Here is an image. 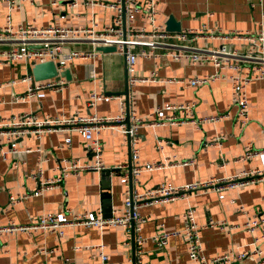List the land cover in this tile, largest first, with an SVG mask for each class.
<instances>
[{"label": "crops", "instance_id": "0c3cea01", "mask_svg": "<svg viewBox=\"0 0 264 264\" xmlns=\"http://www.w3.org/2000/svg\"><path fill=\"white\" fill-rule=\"evenodd\" d=\"M80 0L77 8L69 7V0H33L21 2L16 8L0 0V30L9 23L14 26L31 25L37 28L58 26L65 28H85L96 24L103 28L112 21L113 11L109 8L86 4ZM99 1V0H96ZM158 22L167 26L170 16L180 23L181 29L200 28L202 25L220 28L225 31L239 30L257 34L264 14V1L260 0H157ZM61 16H65L62 18ZM9 21V22H8ZM150 29V23L140 15L135 22ZM203 43H201L202 45ZM219 46L220 42H213ZM239 44L238 47H241ZM65 49L90 50V43L71 41ZM0 45V50L4 49ZM95 68L96 77H90L89 69ZM30 64L15 62L0 63V117H10L23 113H35L43 119L47 116H73L79 113L88 116L96 113L100 117H113L121 112L125 104L128 112L129 100L124 96L128 84L125 57L119 52H99L93 60H75L70 69L72 81L61 92L47 91L42 99L31 98L15 101L14 97L26 94L33 80L29 76ZM158 71V82L138 83L134 90L137 95L135 110L139 117L150 122H158L157 108L167 104L195 103V118L229 114V119L218 123L200 126L192 124L145 126L140 129V154L142 164L155 162L163 166L154 171H145L135 191H145L163 184L184 185L192 182H205L211 178H225L264 169V154L251 160H242L247 145L264 150V128L261 125L264 115V88L255 81L248 87L251 122L243 126L237 122V110L231 105V83L221 80L209 85L191 87L188 84L168 83L166 79L193 78L215 72L211 64L204 66L188 62H175L162 59H139L136 74L150 77ZM106 93L115 98L101 100L95 108L87 106L91 94ZM132 108V104H131ZM181 114L176 111H163L162 117ZM100 139L104 147L103 161L111 172V189H104L106 181L101 172L86 171L79 176L65 180L63 187L43 192L13 204L11 197H21L36 190L39 168L43 177H53L54 166L60 158H78L86 164L93 162L87 143L77 132H51L41 138L31 135L18 142V153L4 158L0 152V227L14 221L25 224L45 213L63 214L67 209L75 214L96 213L100 209L104 217V196L112 199L113 216L124 212L125 192L130 185L121 182L124 170L120 167L130 162V146L121 133L114 129L101 131ZM221 144L212 146L217 138ZM67 138L71 139L67 145ZM160 140H167L163 149ZM210 145V146H207ZM193 161L194 164L182 165ZM193 206L197 210L199 224L209 219L225 221L227 224L242 225L256 215H264V182L238 186L220 192L207 190L192 194L188 200H178L166 204L143 207L140 212L150 220L144 225L142 235L152 236L161 231H182L183 216ZM112 218V217H111ZM261 235L260 230L249 234L243 229L221 230L211 228L201 233L204 254L216 257L226 252L249 249L254 239ZM98 245L114 264H132L136 249L133 236L125 228L115 226L100 230L96 227H68L63 238L56 234L37 232L0 233V264H99L101 262ZM264 255V241L260 243ZM145 264H193L186 243L182 237H171L167 245L157 248L148 242L144 248ZM259 258L236 261L232 264H258Z\"/></svg>", "mask_w": 264, "mask_h": 264}, {"label": "built area", "instance_id": "2783aa9c", "mask_svg": "<svg viewBox=\"0 0 264 264\" xmlns=\"http://www.w3.org/2000/svg\"><path fill=\"white\" fill-rule=\"evenodd\" d=\"M8 3L11 9L23 2L33 0H3ZM57 4L59 0H51ZM261 2L264 0H260ZM80 0H69L70 8H77ZM87 5L109 8L113 11L112 21L103 28H98L94 23L85 28H65L49 26L37 28L31 25L14 27L10 23L0 30V45L5 48L0 50V63L12 64L25 62L32 67L35 64L48 61L54 62L58 71H63L75 60H93L97 58L100 51L99 46H115L117 52L126 59L129 87V106L126 112L125 104L121 105L120 114L113 117H100L96 113L88 116H81L76 113L73 116H61L39 118L35 113H23L10 117H0V152L4 158L8 155L18 153V142L26 136H37L41 138L44 134L51 132H77L82 135L87 143L89 154L93 158L90 164L75 158H60L54 166V176L43 177L41 168L32 175L37 178L36 190L21 197H11L13 204L23 200L39 196L43 192L60 189L63 183L71 176H79L82 172L98 171L106 169L103 161L104 147L100 139L102 130H117L130 146V164L120 167L124 170L121 182L130 185L125 192L124 212L121 216L115 215L106 219L101 209L96 213L75 214L67 209L63 214L45 213L38 215L25 224L14 221L0 227V233H26L51 232L59 238L65 235L68 227L83 226L86 228L96 227L100 230L105 228L121 226L134 235L136 249L135 260L132 264H145L143 256L144 248L148 242L153 243L157 248L167 245L171 237H182L186 243L190 260L193 264H232L236 261L259 258L258 264H264L263 251L260 243L264 241V215H256L249 218L242 225L227 224L225 221L209 219L204 224H199L196 219L197 210L190 206L184 216V229L182 231H165L152 236L142 235L144 225L150 220L141 214L143 207L166 204L178 200H188L192 194L207 190L217 192L264 182V169L252 170L249 173L240 174L225 178H211L208 181H196L184 185L163 184L145 191H135V185L140 184V177L145 171H154L162 168L160 164L149 162L142 164L140 154L141 136L140 129L145 126H166L192 124L200 126L207 123H218L229 119V114H217L195 118V103L167 104L157 108L155 113L159 116L158 122H150L148 119L139 117L135 105L137 95L135 86L138 83L158 82V71L155 69L150 77H140L136 74V66L139 59L153 60L158 63L162 59H171L175 62H188L198 66L211 64L215 72L210 75L197 76L193 78L166 79L168 83L188 84L191 87L209 85L221 80H228L231 83V105L237 110V122L243 126L251 122L250 102L248 87L255 81L262 83L264 88V14L260 22L261 30L255 34L239 30L225 31L220 28L202 25L200 28H189L178 32L168 31L165 26L158 22L157 0H87ZM142 15L150 23V29L142 25H135L138 17ZM65 18V16H61ZM9 22V21H8ZM79 41L90 43L93 48L90 50L65 49L67 42ZM220 42L215 46L213 42ZM201 43H203L201 45ZM242 44L241 47H238ZM90 77L94 79L95 68L89 69ZM25 81L33 80L28 76ZM68 82L64 78L50 79L30 84L26 94L17 95L15 101L26 99H42L47 91L61 92L67 88ZM115 98L113 95L98 93L94 91L87 103L89 109L95 108L101 100ZM132 104V108H131ZM163 111H178L181 117L163 118ZM261 125L264 128V115ZM221 137L210 145L221 144ZM67 145L71 139L67 138ZM169 143L167 140H160L159 147ZM207 145V146H210ZM264 154V150H257L250 144L245 147L242 160L248 161ZM194 164L193 161L183 162L182 165ZM218 228L230 232L243 229L249 234L260 230L261 235L254 239L253 247L234 253L226 252L216 257H207L204 254L201 240V233L204 230ZM101 262L99 264H114L104 252V246L98 245L97 249ZM65 264H73L69 261Z\"/></svg>", "mask_w": 264, "mask_h": 264}, {"label": "water", "instance_id": "95a60500", "mask_svg": "<svg viewBox=\"0 0 264 264\" xmlns=\"http://www.w3.org/2000/svg\"><path fill=\"white\" fill-rule=\"evenodd\" d=\"M166 29L168 31L178 32L181 30V25L179 22L176 21V19L173 16H170L169 20L167 21ZM97 51L103 53H114L117 52V48L115 46H99L97 47ZM57 66L58 65H56L52 61L35 64L29 68L28 70L29 76L33 78V83L55 79V78L56 79L64 78L68 82L72 81V75L70 69H65L59 72ZM123 94L128 99L129 97L128 84ZM113 171L114 170L105 169L104 171L101 172L102 180L106 181L104 189H108V190L111 189V172ZM111 217H113L112 199L109 194H106L104 196V218L109 219ZM133 240H134V235H133Z\"/></svg>", "mask_w": 264, "mask_h": 264}]
</instances>
